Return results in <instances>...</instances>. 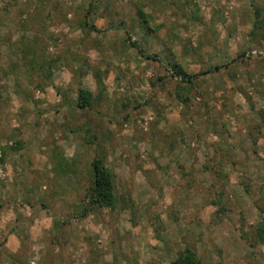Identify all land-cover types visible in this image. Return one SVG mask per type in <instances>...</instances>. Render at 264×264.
<instances>
[{"label":"rangeland","instance_id":"1","mask_svg":"<svg viewBox=\"0 0 264 264\" xmlns=\"http://www.w3.org/2000/svg\"><path fill=\"white\" fill-rule=\"evenodd\" d=\"M94 158L114 210L89 202ZM184 247L264 264V0H0V264Z\"/></svg>","mask_w":264,"mask_h":264},{"label":"trees","instance_id":"2","mask_svg":"<svg viewBox=\"0 0 264 264\" xmlns=\"http://www.w3.org/2000/svg\"><path fill=\"white\" fill-rule=\"evenodd\" d=\"M259 14L257 13V17ZM146 19V15H145ZM257 25V24H256ZM92 30H95L93 26H90ZM127 41L130 46L137 48L140 55L144 56L146 59L157 60L159 59L155 54L149 55L144 53L137 47L135 42L130 41L128 37ZM220 69V66H215L214 68L204 72L210 73ZM171 75L175 78H179L180 81L184 83H191L195 80L197 75H187L178 66L171 65ZM94 97L91 92L79 88L77 90V102L76 107L79 109H89L92 105ZM91 168V186L89 187V202L92 206L96 208H108L109 210H114L118 203V198L115 191L114 185V174L105 165L103 160L99 158H94L90 164ZM179 258L183 260V264H200L199 259L196 254L189 248L184 247L181 251Z\"/></svg>","mask_w":264,"mask_h":264}]
</instances>
